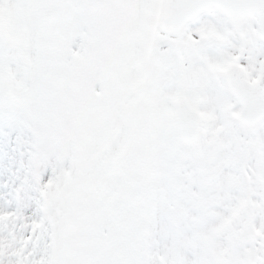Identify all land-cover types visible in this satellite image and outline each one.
<instances>
[{"label":"snow or ice","instance_id":"snow-or-ice-1","mask_svg":"<svg viewBox=\"0 0 264 264\" xmlns=\"http://www.w3.org/2000/svg\"><path fill=\"white\" fill-rule=\"evenodd\" d=\"M0 264H264V0H0Z\"/></svg>","mask_w":264,"mask_h":264}]
</instances>
